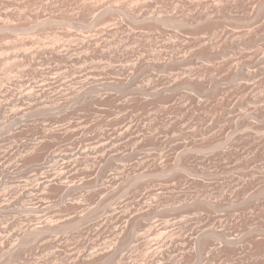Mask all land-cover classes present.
<instances>
[{"label":"rangeland","instance_id":"obj_1","mask_svg":"<svg viewBox=\"0 0 264 264\" xmlns=\"http://www.w3.org/2000/svg\"><path fill=\"white\" fill-rule=\"evenodd\" d=\"M0 264H264V0H0Z\"/></svg>","mask_w":264,"mask_h":264},{"label":"bare ground","instance_id":"obj_2","mask_svg":"<svg viewBox=\"0 0 264 264\" xmlns=\"http://www.w3.org/2000/svg\"><path fill=\"white\" fill-rule=\"evenodd\" d=\"M38 231V230H37Z\"/></svg>","mask_w":264,"mask_h":264}]
</instances>
